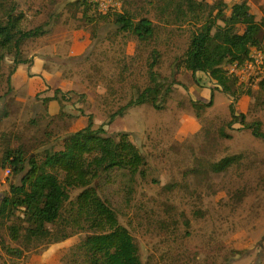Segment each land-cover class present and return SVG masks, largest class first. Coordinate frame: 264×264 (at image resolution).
<instances>
[{"label": "trees", "instance_id": "16d2710c", "mask_svg": "<svg viewBox=\"0 0 264 264\" xmlns=\"http://www.w3.org/2000/svg\"><path fill=\"white\" fill-rule=\"evenodd\" d=\"M58 1L47 0V4L54 7ZM68 8L74 9L71 18H79L80 22L90 25L93 34L101 26L114 23L120 32L137 38L141 45H148L160 40L159 27L164 30L176 28L186 35L189 44L175 57L176 73H172L171 78L160 71L165 55L159 48H151L146 62L147 85L138 87L136 95L112 113L106 124L114 123L135 106L165 109L176 93V76L181 68L193 75L209 76L216 83L215 87L232 96L236 103L245 96L254 98V86L259 83L254 111L264 108V74L263 79L253 85V80L249 84L240 83L225 70L228 64L247 60L251 49L264 53V39L260 38L264 24L259 22L250 0H236L232 6L229 0H150L145 5L136 0H125L122 12L108 14L96 12L97 8L90 0H75ZM229 9L230 17L226 20L223 14ZM25 20L26 14L17 0H0V99L4 89L5 94L13 92V76L19 68L34 65V58L27 56L26 47L49 34L48 24L27 29L23 27ZM53 92L55 96L43 100L46 113L28 122L36 128L34 136L27 139L23 131L17 134L11 130L0 132V172L9 169L10 175L6 179H20L19 183L12 182L0 198V245L7 254L21 259L26 250L80 237L79 242L71 246L66 264H156L152 257L147 262L143 260L134 232L123 224L120 212L105 195L107 188L115 184L113 186L122 192L125 206L131 208L138 185L150 179L161 185L162 193L170 197L163 203V213L157 215L152 229V235L166 250L161 257L164 264H228L242 253L235 247L220 244L221 239L217 238L220 227L229 225L234 231L233 214L208 207H193L188 212L181 208L175 188L180 187L191 194L192 199H202L203 205L205 197L222 206L226 203L219 190L210 185L205 194V191L191 189L186 182L163 184L150 175L148 154L143 153L129 133L108 135L104 125L95 128L93 114H89L88 126L68 135L57 149V140L49 127L41 123L52 125L73 117L66 112V104L74 103V95L60 89ZM56 101L62 108L58 114H50L49 104ZM84 102L86 96L80 94L77 103ZM189 103L201 119L213 106L214 98L212 96L208 104L193 100ZM235 107L232 103L231 118L223 121L194 155L193 167L184 170L185 177L197 180L194 184L204 186L210 181L218 182L231 171H240L246 165L243 152L218 155L222 148L219 141L232 140V131L251 130L255 137L264 140L263 123L257 119L248 122L247 115L237 114ZM236 124L246 126L236 129ZM74 191H77L75 196L72 195ZM247 196L244 191L233 193L230 207L241 206ZM3 233L13 246L5 248L1 239ZM196 236L201 239L196 245L200 249L193 251L189 241Z\"/></svg>", "mask_w": 264, "mask_h": 264}, {"label": "rangeland", "instance_id": "374dc122", "mask_svg": "<svg viewBox=\"0 0 264 264\" xmlns=\"http://www.w3.org/2000/svg\"><path fill=\"white\" fill-rule=\"evenodd\" d=\"M21 10L26 14L23 27L27 29L47 25V34L26 47V54L34 58L32 67L21 66L13 76L14 90L10 94L2 92L0 99V132L11 130L17 134L24 132L27 139L36 134V128L28 123L46 113L43 100L53 97L55 89L63 92L71 91L74 103L66 104V112L73 117L62 123L49 125V131L57 140L55 145L60 149L62 141L89 124V114H93L95 128H104L108 135L129 133L151 165L150 175L161 180L163 184L182 182L191 185V189L209 191L210 185L218 189L224 198V205L207 200L191 198V194L176 187L180 197L181 208L190 212L193 207L210 210L221 209L233 214L236 228L232 232L229 225L218 228L217 238L220 244L235 247L242 251L228 264H264V140L255 137L251 130L232 131V140H220L222 148L218 155L226 152H243L246 165L240 171H231L218 182H208L201 186L194 184L195 178H187L184 170L193 167L194 155L206 144L208 137L218 126L231 118L230 106L236 105L237 114H246L248 122L260 120L264 130V108L254 111V99L259 96L257 82L253 85L255 95L245 96L236 103L234 98L215 86L216 83L205 74L193 75L184 68L177 71V90L169 100L167 107L156 110L150 106H135L123 117L112 124H106L109 116L125 105L136 95L137 88L148 83L147 58L153 47L159 48L165 55L160 71L171 78L175 70V57L188 48V41L180 29L164 30L159 27L160 40L148 45H141L137 38L120 32L116 24L103 25L96 34L90 25L72 19L73 8H68L75 0H59L51 7L47 0H17ZM125 1V0H124ZM118 12H122L123 4ZM150 0H136L145 5ZM232 6L236 0H229ZM254 6L259 22L264 24V0H250ZM98 12V11H96ZM115 12V11H112ZM99 13V12H98ZM110 13V12H109ZM231 10L224 12V19H229ZM78 15V13H77ZM224 22L222 21V25ZM263 24H261L263 26ZM165 33V34H164ZM264 39V26L260 32ZM183 48H178V46ZM9 63V61H7ZM126 70V71H125ZM125 71L124 76L121 72ZM53 88V90L49 89ZM85 94L86 102L77 103L78 96ZM214 103L208 108L204 117L199 119L189 101H201L208 104L211 98ZM62 106L56 102L49 104L48 112L58 114ZM246 124H236L240 129ZM15 143V140H12ZM228 148L225 150L224 148ZM0 193H5L10 184L19 183V178L11 180L5 172H0ZM110 185L106 198L120 212L122 222L134 233L138 250L145 262L152 257L156 264H164L161 257L165 249L159 240L152 235L156 218L162 212V205L170 199L169 194L162 193V186L149 182H141L131 208L124 204L120 188ZM244 191L248 196L241 206L232 209L233 193ZM77 191L72 192L75 196ZM172 197V193L170 194ZM215 202V203H214ZM230 209V210H229ZM203 224V223H202ZM211 224V223H210ZM5 248L13 246L5 233L1 234ZM80 237L68 239L62 243L49 245L37 250H26L23 258L15 259L6 253L0 245V264H66L70 248L79 242ZM196 236L189 241L191 249L201 242Z\"/></svg>", "mask_w": 264, "mask_h": 264}, {"label": "built area", "instance_id": "2783aa9c", "mask_svg": "<svg viewBox=\"0 0 264 264\" xmlns=\"http://www.w3.org/2000/svg\"><path fill=\"white\" fill-rule=\"evenodd\" d=\"M101 14H108L120 10L123 0H90ZM226 74L236 77L240 83L249 84L252 80L258 82L263 79L264 74V53L257 49H251L249 57L244 62H234L225 66ZM10 175V170H6Z\"/></svg>", "mask_w": 264, "mask_h": 264}, {"label": "water", "instance_id": "95a60500", "mask_svg": "<svg viewBox=\"0 0 264 264\" xmlns=\"http://www.w3.org/2000/svg\"><path fill=\"white\" fill-rule=\"evenodd\" d=\"M2 197V194L0 193V198Z\"/></svg>", "mask_w": 264, "mask_h": 264}]
</instances>
